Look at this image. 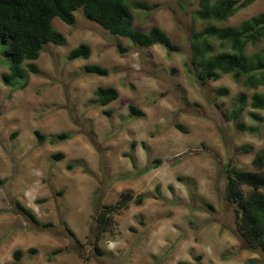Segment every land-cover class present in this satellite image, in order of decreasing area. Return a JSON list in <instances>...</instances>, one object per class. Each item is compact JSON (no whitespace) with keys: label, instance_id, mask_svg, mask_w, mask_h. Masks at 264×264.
Segmentation results:
<instances>
[{"label":"rangeland","instance_id":"374dc122","mask_svg":"<svg viewBox=\"0 0 264 264\" xmlns=\"http://www.w3.org/2000/svg\"><path fill=\"white\" fill-rule=\"evenodd\" d=\"M135 1L151 7L132 8L135 28L160 27L178 52L159 45L137 49L81 9L74 26L54 20L67 45H47L36 62L39 74L30 73L28 86L12 92L3 83L9 59L0 44V264H264L238 230V204L225 196L230 159L239 170H255L253 160L264 148V122L248 113L264 118V112L246 109L244 122L260 126L254 134L240 132L222 115L240 93L251 97L264 87L246 91L229 75L202 86L188 72L191 30L202 27L192 18L196 0ZM261 12L264 0H257L227 24L237 26ZM81 43L90 45L91 58L68 61ZM119 45L128 51L121 53ZM87 64L103 66L110 75H85ZM99 86L117 88L119 99L95 105ZM221 88L230 94L219 97ZM130 105L145 116H130ZM36 131L47 137L43 144ZM62 133L71 138L51 142ZM57 153L64 158L55 161ZM128 191L144 196V203L115 215L99 256L95 217L103 204ZM16 201L41 225L16 212ZM58 249L65 253L53 255ZM18 250L23 256L16 262Z\"/></svg>","mask_w":264,"mask_h":264},{"label":"trees","instance_id":"16d2710c","mask_svg":"<svg viewBox=\"0 0 264 264\" xmlns=\"http://www.w3.org/2000/svg\"><path fill=\"white\" fill-rule=\"evenodd\" d=\"M256 1L196 0L192 18L202 27H193L191 30L190 57L185 63V68L195 75L202 86L229 75L235 82L241 83L246 91L264 87V46H260L264 41V12L237 26L227 24L238 12ZM132 8L146 11L151 9L148 4L135 0H0V44L4 46L9 59V70L3 74V83L12 92L25 89L29 84L30 73L39 74L40 69L36 62L45 47L49 44L59 47L67 45L66 36L55 28L54 20L59 19L69 26H74L77 23L76 13L81 9L87 19L100 25L113 36L129 39L137 49H149L159 45L170 52L180 50L170 36L158 26H153L148 31L135 28ZM119 48L121 53L128 51L121 45ZM91 56L90 45L81 43L70 51L67 60H89ZM83 71L85 75H110L109 69L94 64L85 65ZM217 94L219 97H226L230 91L228 88H221L217 90ZM119 97L117 88L99 86L94 91L92 103L105 107ZM247 108L264 112V92H255L251 97L245 92L240 93L233 106L223 111L222 115L228 122L234 123L240 132L258 133L260 126H248L243 120ZM129 111L130 116L134 118L145 116V112L135 105H130ZM106 114L111 116L112 112L108 111ZM248 115L257 123L264 122V118L258 113L249 112ZM175 126L179 131L187 133L183 125ZM35 134L41 144L46 141L47 137L41 132L36 131ZM70 138V134L62 133L51 139V142ZM63 158L62 153L53 155L55 161ZM132 161L135 164L133 158ZM160 162L161 160H156V164ZM253 166L254 171H243L239 170L231 159L225 164V196L227 201L239 206V209H236L238 230L247 249L259 252L264 257V148L257 153ZM68 169L72 170L74 166L69 165ZM0 183H3L1 178ZM156 190L159 192V187ZM144 200V196L136 197L133 192L128 191L122 193L115 203L101 206L95 217L94 249L99 256L104 254L100 241L113 228L115 215L128 209L131 204L142 205ZM15 206L16 212L41 225L34 212L20 201H16ZM69 231L71 237L77 240L76 234ZM68 251L67 248L66 252ZM63 253L64 250L58 249L53 255ZM22 256L23 251H16L15 261L18 262Z\"/></svg>","mask_w":264,"mask_h":264}]
</instances>
